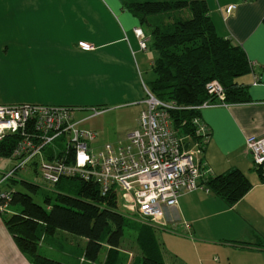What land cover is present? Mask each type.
<instances>
[{
  "label": "crops",
  "instance_id": "obj_1",
  "mask_svg": "<svg viewBox=\"0 0 264 264\" xmlns=\"http://www.w3.org/2000/svg\"><path fill=\"white\" fill-rule=\"evenodd\" d=\"M60 1L0 0V105L134 107L137 126L144 106L132 104L145 97L140 68L149 62L133 33L138 20L119 0H76L75 12ZM204 1L217 34L253 66L241 78L249 103L200 110L210 136L199 183L237 169L251 188L232 206L210 191L183 194L154 232L164 264H264V177L245 148L248 136H264V0ZM0 264H30L1 220Z\"/></svg>",
  "mask_w": 264,
  "mask_h": 264
},
{
  "label": "trees",
  "instance_id": "obj_2",
  "mask_svg": "<svg viewBox=\"0 0 264 264\" xmlns=\"http://www.w3.org/2000/svg\"><path fill=\"white\" fill-rule=\"evenodd\" d=\"M119 2L123 10L146 28L143 30L140 27L147 35V44L150 42L156 52V58L151 63L154 79L149 82V87L143 84L158 100L175 103L181 108L170 111L172 126L179 136L189 135L200 142L193 124L194 119L201 122L200 111L193 107L206 101L216 102V98L206 91V85L211 81L221 86L226 106L250 102L247 87L241 78L251 73L253 65L241 46L217 34L204 0ZM64 107L81 111L90 108ZM91 107L102 109L100 107L103 106ZM205 136L209 139V130ZM18 141V136H6L0 143V158L16 161L11 158V152ZM49 150L45 153L46 159H51ZM34 166L35 163L26 168L37 172L38 168ZM19 171L4 180L11 191L0 192L6 195L4 200L0 199V206L9 207L11 212L1 210L0 220L18 251L30 264H67L39 254V246L47 237L48 242H57L53 238L57 230L85 240L84 254L80 255V259L86 262H94L105 246L107 252L103 264L122 263L118 255L125 236L129 234L139 250L129 264H164L162 246L156 239L154 225L128 217L120 209L114 195L101 196L96 184L71 176L62 178L54 186H61L63 181L80 180L75 194L44 196L45 206H41L31 197L37 193L38 186L23 181ZM204 184L210 193L229 206L239 201L251 188L245 175L237 169L212 177ZM80 256L74 255V262L77 261L74 264H80Z\"/></svg>",
  "mask_w": 264,
  "mask_h": 264
},
{
  "label": "built area",
  "instance_id": "obj_3",
  "mask_svg": "<svg viewBox=\"0 0 264 264\" xmlns=\"http://www.w3.org/2000/svg\"><path fill=\"white\" fill-rule=\"evenodd\" d=\"M234 8L230 6L226 13ZM133 33L140 50L146 52L147 35L141 28H134ZM143 90L142 102L132 104L144 106L139 113L138 128L128 135L125 145L117 147L106 143L95 148V133L79 127L107 109L90 107L86 109L89 112L86 118L77 121L72 113L81 110L64 106L0 105V143L9 135L19 137L11 152L17 165L3 180L35 163L45 184L55 185L65 177H79L96 184L101 196L114 195L120 206L152 225L161 221L164 210L175 207L183 194L196 190L208 193L207 187L199 183L205 172L198 159L208 141L207 128L194 119L200 142L189 135L179 136L172 126L170 111L181 108L158 100L144 84ZM206 91L216 102L206 101L193 109L225 105L222 88L216 81L209 82ZM62 136L67 142L59 149L55 141ZM188 140L195 144L190 147ZM245 148L264 177V136H248ZM47 150L51 159L45 158ZM5 198L1 193L0 199ZM4 208L5 205L0 206V210Z\"/></svg>",
  "mask_w": 264,
  "mask_h": 264
},
{
  "label": "rangeland",
  "instance_id": "obj_4",
  "mask_svg": "<svg viewBox=\"0 0 264 264\" xmlns=\"http://www.w3.org/2000/svg\"><path fill=\"white\" fill-rule=\"evenodd\" d=\"M48 1L51 3L52 0H38V2H46ZM55 1V0H53ZM60 1V0H58ZM70 1V2H65ZM64 4L65 7H69L71 12H75L76 8L75 6L79 7L78 0H62L60 1ZM82 5V4H81ZM218 18V17H217ZM218 19L215 20V24L217 25L216 31L218 32L221 28L218 24ZM141 28L146 29L143 25L139 26ZM148 45V53L147 58L149 59L148 64H146L144 67L140 68L141 78L144 84L149 87V82H151L154 79V75L151 70L150 63L154 61V56L151 55L154 54V50L150 48V44ZM100 108H107V107H100ZM110 110L106 111L102 115L89 119L87 121H84L80 124L79 127L83 129H89L92 132L95 133V141H94V147L98 148L99 145L109 143L113 146L117 147L118 143H121L125 145L128 140V134L129 132L134 129L138 128V120H137V126L136 120H135V113L134 107H111ZM129 113V115H127ZM89 114L88 111L79 112L74 111L72 113V116L75 120L79 121L83 118H85ZM139 118V115H138ZM67 138L61 137L58 140L55 141V145L57 148L61 149L66 145ZM98 144V145H97ZM193 146V144H192ZM191 146V147H192ZM17 163L16 161H13L11 159L6 158H0V192L7 191L10 192L9 188L5 186V181L3 180V176L8 173L10 170H12L14 167H16ZM25 170H20L19 176L23 181H26L28 183L34 184L38 186L37 193L32 194L31 197L33 201L41 206H45L43 203L44 196H50L54 197L56 194H68V195H74L75 191L80 183V180H71V181H63L61 186H52L45 184L42 182L40 178V170L38 169L37 172L33 171V168L28 167ZM16 186V185H15ZM19 187V186H18ZM18 187H14V189H17ZM120 209L124 211L125 214H127L128 217L132 219H137L138 217L134 215L133 213L128 212L124 207L120 206ZM1 211V210H0ZM2 211L6 213H10L11 209L9 207L4 208ZM5 214V213H3ZM141 219V218H139ZM144 221L143 219H141ZM48 238V237H47ZM46 238V241L43 242V244H40L39 246V254L41 256L59 261L64 262L67 264H74V255L77 254L78 256L84 254V246H82V242L80 240H83V238L78 237L73 234H69L60 230H57L54 234L53 238H55V242H48ZM52 237H49L51 239ZM51 241V240H50ZM105 241V239H103ZM82 246V247H81ZM72 252V253H71ZM107 248L105 246L102 247V249L99 252L98 258L94 262H86L82 259H79L80 264H103L104 259L106 257ZM71 253V254H70ZM139 254V250L134 243V240L132 239V236L127 234L125 236V239L123 240V243L120 247V254L118 257L120 258L122 263L118 262L116 264H129L137 255ZM126 258V259H125Z\"/></svg>",
  "mask_w": 264,
  "mask_h": 264
},
{
  "label": "water",
  "instance_id": "obj_5",
  "mask_svg": "<svg viewBox=\"0 0 264 264\" xmlns=\"http://www.w3.org/2000/svg\"><path fill=\"white\" fill-rule=\"evenodd\" d=\"M186 147H187V146H186ZM186 147H185V148H186Z\"/></svg>",
  "mask_w": 264,
  "mask_h": 264
}]
</instances>
